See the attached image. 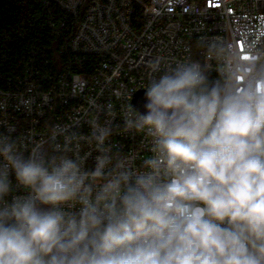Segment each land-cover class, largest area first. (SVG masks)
Returning a JSON list of instances; mask_svg holds the SVG:
<instances>
[{
    "label": "clouds",
    "instance_id": "9594fccd",
    "mask_svg": "<svg viewBox=\"0 0 264 264\" xmlns=\"http://www.w3.org/2000/svg\"><path fill=\"white\" fill-rule=\"evenodd\" d=\"M205 55L127 110L151 140L139 167L112 154L109 126L87 138L92 167L69 129L53 156L0 134V264H264V46Z\"/></svg>",
    "mask_w": 264,
    "mask_h": 264
},
{
    "label": "built area",
    "instance_id": "2783aa9c",
    "mask_svg": "<svg viewBox=\"0 0 264 264\" xmlns=\"http://www.w3.org/2000/svg\"><path fill=\"white\" fill-rule=\"evenodd\" d=\"M41 3V13L3 36L21 44L0 47V134L11 131L23 148L42 146L53 156L69 129L80 138L79 154H91L87 167L99 154L87 140L95 124L111 128L114 156L139 167L150 154V138L126 130L124 119L135 94L164 70L206 60L208 42L264 46V0ZM156 58L161 72L150 67Z\"/></svg>",
    "mask_w": 264,
    "mask_h": 264
},
{
    "label": "trees",
    "instance_id": "16d2710c",
    "mask_svg": "<svg viewBox=\"0 0 264 264\" xmlns=\"http://www.w3.org/2000/svg\"><path fill=\"white\" fill-rule=\"evenodd\" d=\"M41 12V0H0V47L4 44L12 47L15 40L21 44L17 35H12V40L7 43H3V36L11 33L17 24L29 23L33 16Z\"/></svg>",
    "mask_w": 264,
    "mask_h": 264
},
{
    "label": "water",
    "instance_id": "95a60500",
    "mask_svg": "<svg viewBox=\"0 0 264 264\" xmlns=\"http://www.w3.org/2000/svg\"><path fill=\"white\" fill-rule=\"evenodd\" d=\"M144 103H145V90H140L134 96L133 105L137 110L144 112L145 111Z\"/></svg>",
    "mask_w": 264,
    "mask_h": 264
}]
</instances>
